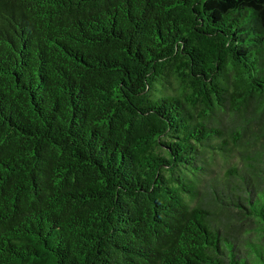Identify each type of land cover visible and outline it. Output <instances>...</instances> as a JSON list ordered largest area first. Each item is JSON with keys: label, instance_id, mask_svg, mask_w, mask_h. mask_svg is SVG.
<instances>
[{"label": "trees", "instance_id": "1", "mask_svg": "<svg viewBox=\"0 0 264 264\" xmlns=\"http://www.w3.org/2000/svg\"><path fill=\"white\" fill-rule=\"evenodd\" d=\"M0 264H264V0H0Z\"/></svg>", "mask_w": 264, "mask_h": 264}]
</instances>
